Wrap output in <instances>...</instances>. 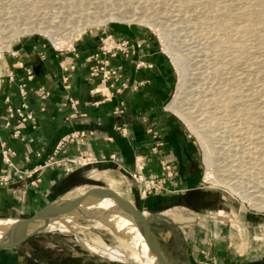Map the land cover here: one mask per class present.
Masks as SVG:
<instances>
[{"label": "rangeland", "instance_id": "1", "mask_svg": "<svg viewBox=\"0 0 264 264\" xmlns=\"http://www.w3.org/2000/svg\"><path fill=\"white\" fill-rule=\"evenodd\" d=\"M105 29L112 31L103 38H119L114 32L125 30L140 38L150 37L151 45L166 57L171 77L168 112L182 127L195 151L198 180L214 195L226 198L218 214L216 211L207 214L220 213L224 217L251 212L264 219V208L244 202L225 183L213 184L207 177L205 160L209 144L222 178L238 180L236 185L242 191L254 189L264 195V0H0V65H5L2 75H6L8 68L6 59L19 45L27 43L36 53L41 46L53 48V43L64 51L70 45V51H74L79 38ZM132 42L140 45L137 50L143 45L141 40ZM100 44L101 41L98 47ZM183 81L184 89L178 96L181 105L175 110L170 103ZM152 127L159 137V130ZM161 145L156 143L152 150L161 155ZM82 158L80 155L70 160L73 167L70 174L81 167ZM109 160L124 169L92 171L90 177L109 183L145 212L169 264L218 261L209 248L214 240L189 239L197 227L211 222L209 216L188 208L164 210L156 205L158 199L175 194L170 192L172 188L180 191L185 188L170 189L174 174H169L177 173L175 165L171 163L169 170L164 169V164H170L165 160L160 174L149 175L146 163L140 162L134 171L118 157ZM89 186L74 188L66 197L78 196ZM73 226L76 233L120 247L129 255L142 251L141 246L130 244L129 235L99 226L96 220L78 218ZM48 232L70 237L73 234L66 229Z\"/></svg>", "mask_w": 264, "mask_h": 264}, {"label": "crops", "instance_id": "2", "mask_svg": "<svg viewBox=\"0 0 264 264\" xmlns=\"http://www.w3.org/2000/svg\"><path fill=\"white\" fill-rule=\"evenodd\" d=\"M111 31H95L79 38L74 51H57L45 45L36 47V53L27 43L22 44L6 59V75L0 78V175L2 144L6 143L16 151L13 159L20 168L31 170L42 166L39 174L42 181L38 186H24L22 182L0 186V217H28L42 206L66 197L73 191L63 193L66 178L73 170L70 160L80 155L101 163L102 171L115 168L109 160L113 155L134 171L140 162L146 163L149 175L160 174L166 160L177 169L170 189L185 187L181 191L172 188L170 192L203 186L198 180L195 151L182 127L168 112V104L166 107L171 88L168 61L151 45L150 37L140 38L128 34V30L114 32L119 38L141 40L143 45L133 58L121 53L111 59L109 68L113 73L100 69L96 76H91L95 65L104 67L94 59V54L104 34ZM40 52L46 55L45 66L29 79L27 69L33 68ZM22 83L27 84L25 99L21 95ZM41 86L49 92L46 99L35 93ZM68 97L79 103L72 104ZM23 103L27 104L26 111L34 114L33 119L26 122L18 117L9 119V107H20ZM118 106L124 108L122 114H115ZM118 125L128 127V136L116 129ZM153 125L160 133L157 139L149 131ZM16 129L21 131L20 138L13 136ZM83 131L84 138L75 135ZM158 142L162 143L161 155L152 150ZM218 210L197 213L209 216L208 212L218 214ZM212 215L211 222L197 227L189 239L214 240L209 245L218 259L214 264H264L262 217L251 212L243 216ZM105 246L117 247L93 241L80 232L71 237L45 232L16 247L0 248V264H133L104 254L99 249Z\"/></svg>", "mask_w": 264, "mask_h": 264}, {"label": "water", "instance_id": "3", "mask_svg": "<svg viewBox=\"0 0 264 264\" xmlns=\"http://www.w3.org/2000/svg\"><path fill=\"white\" fill-rule=\"evenodd\" d=\"M44 66V62L37 56L33 64L35 73L39 74ZM111 166L124 169L118 163H113ZM101 169L102 164L94 161L81 165L67 176L63 193L83 185H90L78 196L58 198L28 217H0V220L6 221L0 224V248L16 247L32 236L48 231L65 230L58 227L61 224L66 227L67 231L76 234L73 223L78 218L103 220L110 226L112 225L111 218L123 217L129 218L136 231L143 237L149 252L154 257L153 263L169 264L145 212L109 183L90 177V172ZM108 202L111 204L108 205ZM72 220L73 223L70 222ZM128 235L132 241L135 239L133 232Z\"/></svg>", "mask_w": 264, "mask_h": 264}, {"label": "built area", "instance_id": "4", "mask_svg": "<svg viewBox=\"0 0 264 264\" xmlns=\"http://www.w3.org/2000/svg\"><path fill=\"white\" fill-rule=\"evenodd\" d=\"M138 47L140 45L134 44L131 40L129 39H124L121 40L116 37H111L107 36L101 39V44L98 47L96 53L94 54V59L101 63L104 67L100 68V66L95 65L92 70H91V76H96V74L99 72L101 69L104 71V73H113L114 70L109 68L111 59L116 58L120 53H123L126 55V57L132 58L136 52L138 51ZM53 48L57 51H64V49H58L56 45L53 43ZM66 50H70V45L66 48ZM39 58L44 61L46 59L45 53H39ZM22 64V62H21ZM108 74H106L107 76ZM114 76L113 74H111ZM12 79L14 78L13 75L10 76ZM27 77L29 79H33L35 77V72L34 69L29 67L27 69ZM119 78V75L117 77V80ZM20 89H21V95L25 99L28 94L27 90V84L22 83L20 84ZM35 93L38 95L39 98L41 99H46L49 96V92L44 86H41L35 90ZM68 99L72 102V104L77 105L79 103L78 100L68 97ZM27 104L23 103L20 107H9V119H12L14 117H18L22 122H26L28 120L33 119L34 114L30 111H26ZM124 112L123 107H116L115 109V114H122ZM75 115V113L73 114ZM10 124V121L7 122V125ZM155 127V126H154ZM116 129L122 133L124 136H128L129 134V129L125 125H118ZM153 127H150L149 131L150 133L154 132V138H157V132ZM21 131L20 129H16L13 133V136L15 138H20ZM153 134V133H152ZM77 137L84 138L86 136V133L80 132L75 134ZM16 155V151L8 146L6 143L2 144V156H3V168L1 169V175H0V186H8L13 183H23L24 186H38V184L42 181L40 177V172L42 169V166H35L31 170L27 169H22L20 168L17 163L14 161L13 156ZM83 163L82 165H85L90 162H94L93 160L89 159L88 156H83ZM112 159H116L115 155L112 156ZM47 163L45 166L49 165ZM164 169H170L171 163L169 164H164ZM174 178L177 175V173H170L169 176H173Z\"/></svg>", "mask_w": 264, "mask_h": 264}, {"label": "bare ground", "instance_id": "5", "mask_svg": "<svg viewBox=\"0 0 264 264\" xmlns=\"http://www.w3.org/2000/svg\"><path fill=\"white\" fill-rule=\"evenodd\" d=\"M246 14H247V12H246ZM258 14H259V12H258ZM216 15H218V14L216 13ZM243 15H245V14H243ZM253 16H254V14H253ZM110 17H111V15L109 17H107V18L109 19ZM28 27L29 26H26V29H28ZM245 33H247V32H245ZM49 35H51L53 37V34L50 33ZM2 74H3V67L0 65V77H1ZM184 84H185L184 81L179 84V86L177 87L178 88V93L176 95V98H174L173 102L170 103L171 108H173V109L175 108V110L178 109V107L181 105L179 103L180 102V98L179 97H180V92H182L181 90L184 89L183 88ZM182 110H183V108H182ZM179 111H180V109H179ZM187 119H189V118H187ZM191 121H192V119H191ZM206 148L207 149L205 150V160H206L207 169H208V173H207L208 176L207 177L210 178L212 183L213 184H222V183L224 184L225 183L227 186H229L228 188H230L231 191L234 194H236L237 196H239L244 202H249V203L253 204V206H255L258 209L259 208L260 209L264 208V199L261 198L264 195L259 194V192L256 193V190H254V189H251V190L247 189L248 191H242L236 185V183L237 184L239 183L238 180H234L233 181V180H229L228 178H227L228 180H226V179L222 178L219 175V173L217 171V168H216L217 158L212 153V151L210 150L209 144H206ZM110 204H111V202H108V205H110ZM110 220H111L110 223H112V225H110V226L107 223H105V221H103V220H96V221H97V224L99 226L109 227L110 229H112L113 232H115L117 234H123V235L127 236L130 232H133V234L135 236V239H133V241H131L130 244L135 246V247L140 245L142 247V251L141 252H137V251L132 252V255H133V258H132L131 257L132 255H129V254L125 253L124 252L125 250L123 251L122 248H120V247L105 246V247H103L102 249H99V250L101 252H103L104 254L111 255L112 257H114V259L117 258V259H120V260H128V261H131L133 264H154L153 263L154 262V257L149 252V249H148L143 237L140 235L139 232L136 231V229H135L133 223L130 221V219L129 218H123V217H118V218L114 217V218H111ZM5 222L6 221H4V220H0V224L5 223ZM70 222L73 223V220L70 221ZM58 227L59 228L61 227L62 229L63 228L66 229V227L64 225H62V224L59 225ZM112 231H110V232H112ZM121 236L122 235H120V237Z\"/></svg>", "mask_w": 264, "mask_h": 264}, {"label": "flooded vegetation", "instance_id": "6", "mask_svg": "<svg viewBox=\"0 0 264 264\" xmlns=\"http://www.w3.org/2000/svg\"><path fill=\"white\" fill-rule=\"evenodd\" d=\"M211 192L212 191L203 186L192 187L185 192L179 194L175 193L172 197L168 196L163 199H158L156 205L158 207L163 206L164 210L183 207L194 212H202L209 209H220V207H224V201H226V198L224 196H216Z\"/></svg>", "mask_w": 264, "mask_h": 264}]
</instances>
